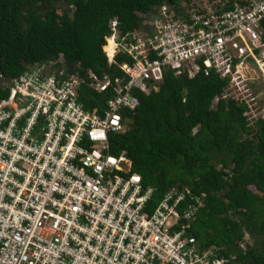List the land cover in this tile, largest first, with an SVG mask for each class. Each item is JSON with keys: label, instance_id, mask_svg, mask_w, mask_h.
<instances>
[{"label": "built area", "instance_id": "obj_1", "mask_svg": "<svg viewBox=\"0 0 264 264\" xmlns=\"http://www.w3.org/2000/svg\"><path fill=\"white\" fill-rule=\"evenodd\" d=\"M150 16L123 37L110 23L108 64L120 53L131 60L120 77L60 60L0 76L9 91L0 100V264H235L190 234L203 201L173 187L153 207V188L124 155H110L108 136L129 130L122 112L137 108L136 94L157 92L166 70H214L228 81L223 98L259 99L264 115V0L164 3ZM82 87L108 96L101 110L86 109Z\"/></svg>", "mask_w": 264, "mask_h": 264}, {"label": "trees", "instance_id": "obj_2", "mask_svg": "<svg viewBox=\"0 0 264 264\" xmlns=\"http://www.w3.org/2000/svg\"><path fill=\"white\" fill-rule=\"evenodd\" d=\"M57 1L64 4L60 13ZM181 1L192 2L0 0V76L11 80L30 66L60 60L64 67L78 65L81 74L120 77L118 65L131 60L120 53L108 64L103 49L111 21L118 22L123 37L138 30L155 7ZM227 86L214 70L192 78L164 71L157 92L136 94L137 108L122 112L129 130L109 134V153L124 155L131 174L153 188V207L173 187L187 188L203 201L190 230L201 248L236 255L235 264H264V115L260 103L223 98ZM8 94L0 87V100ZM107 97L79 90L89 111L101 110ZM186 206L179 207L180 214Z\"/></svg>", "mask_w": 264, "mask_h": 264}, {"label": "rangeland", "instance_id": "obj_3", "mask_svg": "<svg viewBox=\"0 0 264 264\" xmlns=\"http://www.w3.org/2000/svg\"><path fill=\"white\" fill-rule=\"evenodd\" d=\"M53 5L56 6L57 8V12L60 13L61 10L64 8V4L62 1H57V2H53ZM38 12H43V7H36L35 8ZM151 18L150 13H147L146 15H144V20L141 23V26H144V24H146V22H148V20ZM256 77V76H255ZM4 82L0 81V86H3ZM258 103H260V100L258 99ZM261 104V103H260ZM261 106V105H260ZM264 114V113H262ZM259 115H261V112H259ZM245 239L250 243V240L248 238V236L245 234L244 235ZM251 245V243L249 244Z\"/></svg>", "mask_w": 264, "mask_h": 264}, {"label": "bare ground", "instance_id": "obj_4", "mask_svg": "<svg viewBox=\"0 0 264 264\" xmlns=\"http://www.w3.org/2000/svg\"><path fill=\"white\" fill-rule=\"evenodd\" d=\"M109 45H111V42H109ZM108 51H110V47H106ZM111 52V51H110Z\"/></svg>", "mask_w": 264, "mask_h": 264}]
</instances>
